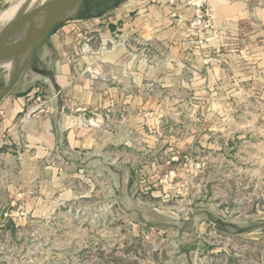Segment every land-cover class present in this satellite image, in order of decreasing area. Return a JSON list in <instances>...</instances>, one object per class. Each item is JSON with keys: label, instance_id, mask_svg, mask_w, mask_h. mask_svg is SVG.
<instances>
[{"label": "rangeland", "instance_id": "374dc122", "mask_svg": "<svg viewBox=\"0 0 264 264\" xmlns=\"http://www.w3.org/2000/svg\"><path fill=\"white\" fill-rule=\"evenodd\" d=\"M20 1L0 0V18ZM188 28L199 47L216 32ZM163 89L147 135L124 122L128 149L49 158L62 169L43 176L0 157V264H264V97Z\"/></svg>", "mask_w": 264, "mask_h": 264}, {"label": "crops", "instance_id": "0c3cea01", "mask_svg": "<svg viewBox=\"0 0 264 264\" xmlns=\"http://www.w3.org/2000/svg\"><path fill=\"white\" fill-rule=\"evenodd\" d=\"M184 1L83 0L0 97V157L19 155L21 173L43 176L62 169L49 158L73 164L95 150L128 149L122 126L144 133L155 87L264 97V0H209L216 32L201 47L186 38L195 8Z\"/></svg>", "mask_w": 264, "mask_h": 264}, {"label": "water", "instance_id": "95a60500", "mask_svg": "<svg viewBox=\"0 0 264 264\" xmlns=\"http://www.w3.org/2000/svg\"><path fill=\"white\" fill-rule=\"evenodd\" d=\"M82 1L38 0L28 11L0 28V70H7L10 80L0 90V97L30 62L54 26L78 15Z\"/></svg>", "mask_w": 264, "mask_h": 264}, {"label": "built area", "instance_id": "2783aa9c", "mask_svg": "<svg viewBox=\"0 0 264 264\" xmlns=\"http://www.w3.org/2000/svg\"><path fill=\"white\" fill-rule=\"evenodd\" d=\"M209 0H185L184 4L187 6L195 8L194 17L190 20L188 32L191 36L202 35L201 32L204 30L207 31L210 28L214 27L213 12L212 8L209 5ZM118 33L115 34V37H119ZM204 39L201 38L200 42H203Z\"/></svg>", "mask_w": 264, "mask_h": 264}, {"label": "bare ground", "instance_id": "6f19581e", "mask_svg": "<svg viewBox=\"0 0 264 264\" xmlns=\"http://www.w3.org/2000/svg\"><path fill=\"white\" fill-rule=\"evenodd\" d=\"M32 3H33V0H21L19 2V6H20L19 8L20 9L17 13L9 15L7 17L0 18V28H2V26L6 25L7 23L11 22L12 20L18 18L24 12L28 11L30 9V7L32 6ZM16 10H18V9H16ZM9 81L7 82V84L9 83Z\"/></svg>", "mask_w": 264, "mask_h": 264}, {"label": "trees", "instance_id": "16d2710c", "mask_svg": "<svg viewBox=\"0 0 264 264\" xmlns=\"http://www.w3.org/2000/svg\"><path fill=\"white\" fill-rule=\"evenodd\" d=\"M218 223H219L218 225L220 226V227H219V229H221V226H222V223H221V221H220V220H218Z\"/></svg>", "mask_w": 264, "mask_h": 264}]
</instances>
